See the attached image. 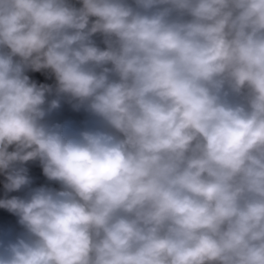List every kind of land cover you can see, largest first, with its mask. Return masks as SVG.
Segmentation results:
<instances>
[{
	"label": "clouds",
	"instance_id": "obj_1",
	"mask_svg": "<svg viewBox=\"0 0 264 264\" xmlns=\"http://www.w3.org/2000/svg\"><path fill=\"white\" fill-rule=\"evenodd\" d=\"M0 264H264V0H0Z\"/></svg>",
	"mask_w": 264,
	"mask_h": 264
}]
</instances>
